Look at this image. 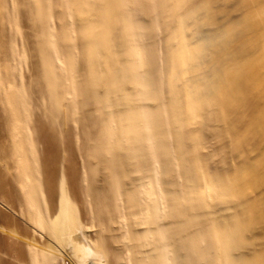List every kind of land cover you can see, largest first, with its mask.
Returning a JSON list of instances; mask_svg holds the SVG:
<instances>
[{"label":"bare ground","instance_id":"bare-ground-1","mask_svg":"<svg viewBox=\"0 0 264 264\" xmlns=\"http://www.w3.org/2000/svg\"><path fill=\"white\" fill-rule=\"evenodd\" d=\"M60 3L63 16H70L76 26L74 31L77 33L76 39H79L80 47H78L81 49V60L84 62L82 64L85 65V79L81 83L82 88L84 86L82 99L91 106V110H94V112L88 111V115L94 114L92 117L99 122L98 127L103 142L100 143V150L97 152L102 154L105 162L103 165L105 164L108 173L104 186L94 187L95 189L87 190L85 193L86 190L80 191L82 186L77 179L78 173L64 170L62 167L58 168L57 165H53L52 159H46L47 164L42 167V173L48 185V194L45 192L48 198L44 191L39 193L36 182H33L31 191L26 193L25 201L22 199L23 203L19 206L21 214L34 221L33 230L44 241L39 244L18 233H10L31 249V253H27L32 254L33 259L36 260L30 259L34 262L31 264H36L38 260L42 264H108L105 248L98 245L97 241L100 239L96 240V237L94 240L93 236L89 235L91 227L89 228L88 223H84L81 216L84 212L78 210L79 203L76 204L74 201V197L79 196L77 194L81 192L82 195L84 193L86 195L85 198H83L85 195H81L82 198L89 200L88 203H93L94 208L95 205L100 204L98 205L100 210H97L98 207L95 210L89 203L92 217L97 216L96 219L94 218L96 221L92 218L95 223L98 216L106 218L109 213L110 216L116 214L113 218V215L111 216L114 219L119 213L114 221L111 220L113 223H109L111 227L108 224V229L110 231L112 229L113 232L122 230V234L126 231L130 232L129 234L140 233L141 236L134 238L138 240L140 237L141 241H146L143 244L139 240H133V245L134 242L145 245L141 248L139 243L134 246L128 242L123 244V246L127 245V249L124 247L126 253L128 247V251L133 250L135 253L134 256L130 254L131 261L127 258L129 264H177L175 258H179L181 250L185 251L183 249L188 247L189 237L187 235L185 240L181 241L180 238L184 236L180 229L177 233L182 236L174 243L176 231L172 228L175 224L173 217L176 212V215L187 218L195 207H183L176 199L173 206V195L169 188L171 182L162 175L164 173L170 175L168 171L171 170L172 155L166 139L168 118L154 103L155 89L161 78L155 73L156 64L155 60H152L155 50L150 32H156L154 29H157L161 30L160 34L164 31L162 34L166 36L167 73L164 82L175 109L171 120L176 124L177 133L179 136L182 135L184 128L182 118L189 114L193 126L191 130L200 131L198 134L202 135L198 136L204 143L205 130L219 128L227 122L233 104L244 96L245 85L255 79L253 66L260 65L258 62L262 57L259 58L257 53L264 49V26L262 28L263 22L255 11L258 2L254 3L252 0H60ZM42 8L43 4L38 8L40 18L44 16ZM149 20H154L152 31H149L152 29V26L148 25ZM66 33L68 34L69 31ZM65 37H70V34H64V40ZM70 38L74 41V36L71 35ZM71 39L67 38L68 42ZM68 42L65 43L68 46L76 44L75 41V43ZM45 45L43 50L46 51L52 52L55 48L54 43L51 42ZM155 57L156 55L153 58ZM45 63L48 66L45 73L46 83L50 86L52 92L50 94H54L52 99L56 101L59 98L56 94L57 86L60 84L57 68L51 61ZM203 129L205 134L202 133ZM228 132V130L225 133L217 131L215 136L219 133L222 137ZM201 145L200 148L204 146ZM178 151L182 158L180 160L184 162L188 153L187 148L178 143ZM129 167L133 171L136 170L134 173L145 171L148 174L140 173L141 175L138 174L140 176L129 178L130 181L119 182L125 180L119 178L124 176L127 178L130 175ZM160 174L163 178L159 176ZM165 177L167 181L159 180ZM221 190L219 194L221 199L226 200L231 197L236 200L238 206L244 208L246 213L250 211L248 209L251 207L250 201L246 198L245 191L224 193L225 189ZM101 205L106 206L107 210L104 206L100 208ZM87 208L84 211L86 210L89 216ZM101 210L103 213L107 212L106 217H103L105 214H101ZM115 210L117 213L113 212ZM250 213L251 211L249 215ZM240 217L234 218L235 220L230 219L226 223L223 219L220 225L219 223L218 226L216 225L220 228L219 226L223 224L222 229L224 228L222 232L226 244L222 254L223 259L227 264H264V252L261 250L234 253L237 245L248 243L247 239L241 241L238 238L240 227L242 230L245 227L243 224L245 219ZM90 218L91 216L87 218L88 222ZM100 221L102 220L98 223ZM91 223L92 221L89 222ZM95 223L92 227L95 225L96 228L99 224ZM102 223L105 224L104 222L100 224ZM185 223L190 225L192 222L187 218ZM187 225L183 227L184 231L189 227ZM100 226L98 228L102 231L104 225ZM97 232L95 231V234ZM142 233L146 240L142 238ZM117 237L119 238V235ZM23 247L26 248L24 245ZM23 247L16 246V253L20 259L25 254ZM117 249L120 250V247Z\"/></svg>","mask_w":264,"mask_h":264},{"label":"rangeland","instance_id":"rangeland-1","mask_svg":"<svg viewBox=\"0 0 264 264\" xmlns=\"http://www.w3.org/2000/svg\"><path fill=\"white\" fill-rule=\"evenodd\" d=\"M252 1L258 2L255 11L263 22V28L264 0ZM42 4L44 16L40 18L38 8ZM149 23L153 24L154 20L148 22V25L152 26L149 31H152L154 24ZM74 30L76 26L71 17L62 14L60 0H37V2L0 0V264H31L34 263L32 260H35L32 254H28L31 249L13 237L10 232L28 237L27 239H31L32 242L37 241L39 244L44 241L33 230L34 221L31 222L26 215H22L19 206L25 201L26 193L31 191L33 182H36L39 193L42 191L47 193L48 185L42 173V167L47 164L46 159H52L53 165H57L58 168L62 167L64 170L78 173L77 179L83 187L81 192L86 190L87 193V190L90 191L94 187L104 186L108 171L104 167L105 164L103 165L102 154L97 152L100 150V143L103 142L102 135L98 127L99 122L92 117L94 114L88 115V111L94 112V110H91V106L82 99L84 86L82 88L81 83L85 79V65L82 64L79 39H76L77 33ZM67 31L70 37L74 36L76 42L73 45L69 44L70 47L65 43L71 38L65 37L64 40V34L68 35ZM154 31L157 33L150 32L152 37L150 41L154 42L152 46L155 50L154 56L156 55L152 60H155L156 76L161 78L155 89L154 103L168 118L166 139L172 155L171 168L169 167L171 170L168 171L170 175L165 173L162 175L171 182L169 188L173 195V206L176 199L183 207H195L192 212L190 211V215L189 212L186 213L188 221L192 222L190 225L185 223L187 218L183 215H176L175 212L173 217L175 224L172 228L176 231L174 243L182 235L184 238H180L181 241L185 240V236L189 237V248L186 246L183 249L185 251L178 252L181 256L179 255L175 260L177 259V264H227L222 257L226 244L223 224L219 226L221 229L216 225L218 223L220 225L223 219H227L223 220L226 223L230 219L241 218L240 216L245 219L243 222L245 227L243 230L240 227L238 238L241 241L247 239L248 243L237 245L234 253H245L254 249L264 252V49L257 53L259 58L262 57L258 62L260 65L253 66L255 79L245 85L246 92L244 90L242 99L233 104L227 122L213 129L220 133H225L227 130L229 132L221 137L219 133L215 136L216 132L213 133V130H205V134L203 129L202 133L206 137L205 139L202 137L205 140L204 144L200 138L202 134H198L200 131L191 130L193 126L189 114L182 118L184 128L181 136L177 133L174 120H171L175 109L164 82L167 73L166 36L162 34L163 30L161 34V30L154 29ZM70 41L75 43L73 39ZM48 42L54 43L55 48L52 52L43 50V46ZM48 61L57 68L60 84L57 86L56 94L59 98L56 101L52 99L54 94H50V86L46 83L45 73L48 66L45 62ZM200 142L204 148H200ZM178 143L188 150L184 162L180 160L182 158L178 151ZM130 167V175L128 173L127 178H124L125 176L119 178V180L125 179L119 182L130 181L129 178L146 173L145 171L137 173V171L136 174L134 173L136 170L133 171ZM166 177L159 180L167 181ZM220 190H224V193L245 191L246 198L250 201L251 209L248 208L251 211L250 215V211L247 209L246 213L243 207L237 205L235 199L231 197L226 200L221 199ZM81 192L77 194L79 196L74 197V201L76 204L79 203L78 210L84 212L81 214L80 211L84 223H88L89 228L91 227L89 235H92L94 240L96 237V240L100 239L97 241L98 245L105 248L108 264H129L128 260L132 259L130 254L132 255L134 251H128V247L126 253L127 245L123 246V244L126 242L134 246L139 242L145 244L146 241H141L139 237V242L137 244L134 242L133 245V240L137 239L134 237L139 236L140 233L132 232L131 234H135L132 235V239L129 231L122 234V230L113 232L112 229L111 231L108 229L113 223L111 220L114 221L119 213L112 219L116 214H111L113 215L111 218L110 213L107 216L105 214L107 212L103 213L101 210V214H105L103 217L107 216L109 219L98 216L95 223L97 216L94 215V219L93 213H90L92 209L89 208L90 204L94 208V204L90 202L89 204L87 202L89 200L83 199L86 195L85 193V196L82 195ZM81 195L84 197L82 198ZM76 198L78 201L75 200ZM79 199L83 200L79 201ZM98 205L100 206L99 203L95 205V210ZM101 206L100 208H103L104 205ZM85 207L89 209V216H87L88 212L84 211ZM104 207L107 210V207ZM90 216L89 222L99 224L96 228L95 225L92 227L94 223L89 224L87 218ZM183 219L186 221L184 222ZM99 220L102 221L98 223ZM101 222L105 224H100ZM100 225H104L102 231L99 230ZM186 225L189 227L185 232ZM179 230L182 235L177 233ZM93 231L97 234H92ZM142 234L144 238V233ZM142 243H139V248L145 246ZM19 245L21 248L23 245L26 247H23L25 260L24 256L23 260L18 258L16 246ZM117 247H120V250ZM38 262L36 264H42Z\"/></svg>","mask_w":264,"mask_h":264}]
</instances>
